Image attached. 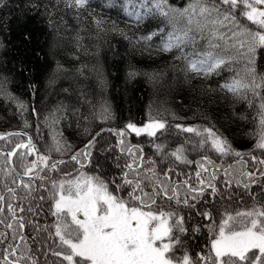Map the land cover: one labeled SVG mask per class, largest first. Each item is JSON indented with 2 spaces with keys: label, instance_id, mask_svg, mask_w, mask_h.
Instances as JSON below:
<instances>
[{
  "label": "trees",
  "instance_id": "obj_1",
  "mask_svg": "<svg viewBox=\"0 0 264 264\" xmlns=\"http://www.w3.org/2000/svg\"><path fill=\"white\" fill-rule=\"evenodd\" d=\"M139 2L147 3V0H138L135 11L140 19L129 14L133 8L128 0H87L85 6L79 8L66 6L65 0H0V133H22L0 140V150H11L29 137L40 154L50 157V162L66 157L65 163L59 164L54 172L47 171L41 173L42 176L58 181L65 173L75 175L79 170L86 174L99 172L112 179L126 171L124 165L133 160L117 148L120 137L116 133L124 130L123 147H133L137 163L140 150H143L142 169L154 168L161 174L172 168L174 171L165 183L188 181L193 187L199 186L196 162L203 155L224 167L237 158H218L214 152H206L198 145L201 137L180 131L176 125L193 127L202 133L204 129H210L225 138L235 150H253L258 158H264L260 150L254 149L259 101L250 105L248 101L253 99L250 94L245 99L221 88L237 73L244 78L247 67H254L264 74V47H257L251 54H247L245 48L246 55L230 65L231 70L225 69L220 75L193 74L183 58L191 52L192 45L181 43L176 46L183 28L179 12L190 0H167L166 8L175 10L169 11L167 17L154 12L151 7L140 8ZM257 7L264 8V5ZM237 19L253 31L258 30L245 17L237 14ZM232 27L235 31L236 26ZM149 36L151 39H147ZM166 45H171V50H165ZM153 120L166 125L156 137L136 136L125 128L128 123L140 125ZM97 130L99 135L96 133L89 149L92 163L81 156L84 164L81 168L70 155L82 150ZM57 144L61 151H52ZM155 144L165 145L168 152L183 146L184 155L191 163L155 155ZM244 159L251 164L250 157ZM33 160H36L35 155L26 157L27 162ZM3 161L4 157H0V164ZM97 161L104 165L103 169L95 168ZM239 168L237 164L234 171ZM18 170L23 172V169ZM212 171L223 197L209 195L206 200L203 196L191 200L193 194H188L190 203L200 202L201 211L212 213V220L203 219L195 214V209L182 203L178 205L175 200L166 203L165 198L160 201L164 205L162 210H175L183 216L185 227L189 229L183 234L176 233L183 242L177 256L187 252L195 260L198 255H207L213 225H218L221 219L216 209L222 214L221 205L236 207L237 204L229 199V193L238 196L244 191L235 186L225 188L223 171ZM202 175L205 179L209 177L208 173ZM24 180L28 182V179ZM32 183L38 185L41 181L37 179ZM8 184L15 187L11 179ZM252 191L259 192V188L253 186ZM187 192L188 189L181 186L179 198L182 200ZM50 194L41 188L35 198L25 200L26 191L18 188V199L13 200L0 188V195L13 203L16 215L27 225L21 235L24 239L20 240L22 230L19 225L10 215L0 214L5 223L13 224L11 230L0 225V233L8 232L16 237L9 243L17 246L18 256L11 259L23 256L31 257L36 264H66L52 254L64 250L57 246L58 238L54 243L47 230L37 232L35 229L36 224L48 229L56 223L47 200L39 198ZM245 199L247 205H251V199ZM39 205L43 207L38 209ZM29 206L33 212L27 210ZM244 206L239 205L240 208ZM19 207L25 211L20 212ZM37 210L38 215L35 214ZM197 225L200 230L191 231ZM19 264H29V260H20Z\"/></svg>",
  "mask_w": 264,
  "mask_h": 264
},
{
  "label": "snow or ice",
  "instance_id": "obj_2",
  "mask_svg": "<svg viewBox=\"0 0 264 264\" xmlns=\"http://www.w3.org/2000/svg\"><path fill=\"white\" fill-rule=\"evenodd\" d=\"M65 3L68 7L79 8L84 7L87 0H65ZM128 3L133 8L129 14L140 19L135 11L138 0H128ZM166 5L167 0L139 2L140 8L151 7L154 12L165 17L169 11H175L166 8ZM261 5H264V0H190L188 6L179 12L183 28L180 29L181 35L177 37L179 43L176 45H192L191 52L183 57L188 63L189 71L204 77L220 75L225 69L231 70L230 65L238 63L239 59L246 55L245 48L247 54H251L257 47H264V31H261L264 30V8L257 7ZM237 14L256 25L258 30L253 31L240 22ZM233 25L236 26L235 31ZM165 50H171V45H166ZM251 63L249 60V64ZM221 88L245 99L250 94L253 98L248 101L250 105L256 100L259 101L254 149L260 150L261 157H264V74L257 72L254 67H247L244 78H240L237 73L231 81H225ZM27 126L25 121V127ZM165 127V123L161 121H150L142 127L132 123L125 126L126 130L136 136L146 134L149 137H156L157 132ZM176 128L201 137L198 145L206 152L210 150L218 158L237 159L224 167L217 165L208 155H203L201 160L196 162L199 168L196 172L198 187L191 186L188 181L183 184L165 183L174 169L169 168L161 174H157L154 168L142 169L143 150H140V163H137L133 147H123L125 131L120 130L116 133L120 137L117 147H120L121 152L132 156L133 160L124 165L126 171H122L119 177L107 179L99 172L86 174L77 170L75 175L65 173L64 177L57 181L42 176L41 173L54 172L59 164L65 161L50 162V157L40 154L29 138L26 143L16 144L11 151L0 150V157H4L3 163L0 164V172L3 173L0 177V188L13 200L18 199V188L26 191L25 200L35 198L41 188L51 193L49 197L41 195L39 198L42 201L47 200L49 211L56 218V223L48 229L36 224L35 229L37 232L47 230L54 243L55 238H58L57 246L64 250L54 251L52 254L66 264H264V158H258L253 150H235L225 138L210 129H204V135L193 127L176 125ZM6 139L7 135H0V140ZM91 147L90 140L84 149L72 155L70 159L80 163L81 168L84 167L81 156L91 164ZM154 147L157 156L172 157L180 163H191L184 155L183 146L171 152L166 151L163 144H155ZM52 151L60 152L59 144ZM33 155L36 160L27 162L26 157ZM245 156L250 157L251 164L244 159ZM237 164L240 168L234 171ZM119 166L117 162V167ZM103 167L102 163L96 162L95 168ZM18 169H23L22 175ZM213 169L223 171L225 188L235 186L244 191L238 196L234 192L229 193V199L237 204L236 207L232 204L226 207L221 205L222 214L216 209L221 219L218 225H213L207 255H198L195 260L187 252L177 256V251L183 248V242L176 233L183 234L189 229L185 227L183 216L175 210H162L164 205L160 201L165 198L166 203L175 200L178 205L182 203L185 207L195 209V214L203 219L212 220V213L201 211L200 202L190 203L188 194H193L191 200H197L200 196L206 200L209 195L223 197ZM203 173L209 174L208 179L203 177ZM24 177H28V182H25ZM9 179L15 187L8 184ZM37 179L41 183L34 185L32 181ZM181 186L188 189L182 200L179 198ZM253 186L258 187L259 192H253ZM146 188L148 191H145ZM245 197L251 199V205H247ZM239 205L245 206L240 208ZM42 207L39 205L38 209ZM27 210L34 211L31 206ZM16 211L13 203L8 202L6 196L0 195V214L10 215L11 220L23 231L27 225L22 217L16 215ZM19 211L24 212L25 209L19 207ZM35 214L38 215L39 211ZM0 225L8 230L13 228V224L5 223L4 219H0ZM199 230L198 225L191 228L193 232ZM14 239L16 237L10 236L8 232L0 233V246L7 245L0 247V264H19L23 259H28L29 264H36L31 257L11 259L18 256L17 246L9 243ZM19 239L23 240L24 237L20 236Z\"/></svg>",
  "mask_w": 264,
  "mask_h": 264
},
{
  "label": "water",
  "instance_id": "obj_3",
  "mask_svg": "<svg viewBox=\"0 0 264 264\" xmlns=\"http://www.w3.org/2000/svg\"><path fill=\"white\" fill-rule=\"evenodd\" d=\"M99 130H97L91 137H90V139L87 141V143L91 140H93V137L96 135V133L98 132ZM16 132H18V131H8V132H1L0 133V135H8V134H11V133H16ZM29 140V137L27 138V140H26V142ZM25 142V143H26ZM86 143V144H87ZM85 146V145H84ZM118 148V147H117ZM83 149H84V147H83ZM1 150H3V151H5V152H7V151H11V150H6V149H1ZM72 155H75V153H72L70 156H72ZM65 158L66 157H62V158H59V159H57L56 161H61V160H65ZM139 163H140V160H139ZM21 173V175L23 174L22 172H20ZM25 178H27L28 179V177H24V179ZM22 233H23V231L21 232V234H20V236L22 235ZM19 236V237H20Z\"/></svg>",
  "mask_w": 264,
  "mask_h": 264
},
{
  "label": "rangeland",
  "instance_id": "obj_4",
  "mask_svg": "<svg viewBox=\"0 0 264 264\" xmlns=\"http://www.w3.org/2000/svg\"><path fill=\"white\" fill-rule=\"evenodd\" d=\"M153 121H160V120H153ZM150 121H146V122H144V123H142V124H140V125H137V124H135L137 127H142L144 124H147V123H149Z\"/></svg>",
  "mask_w": 264,
  "mask_h": 264
}]
</instances>
